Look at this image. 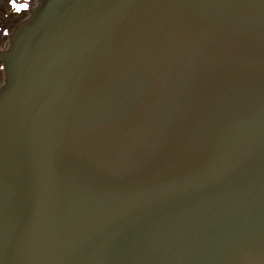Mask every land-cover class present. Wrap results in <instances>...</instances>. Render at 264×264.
<instances>
[{
	"label": "water",
	"instance_id": "obj_1",
	"mask_svg": "<svg viewBox=\"0 0 264 264\" xmlns=\"http://www.w3.org/2000/svg\"><path fill=\"white\" fill-rule=\"evenodd\" d=\"M29 12L0 52V264H264V0Z\"/></svg>",
	"mask_w": 264,
	"mask_h": 264
},
{
	"label": "trees",
	"instance_id": "obj_2",
	"mask_svg": "<svg viewBox=\"0 0 264 264\" xmlns=\"http://www.w3.org/2000/svg\"><path fill=\"white\" fill-rule=\"evenodd\" d=\"M12 2L13 0H9L8 2V6L6 7V4H2L0 5V12H3V14H0V28L2 30V35L0 36V46L2 45V43L4 42L5 38H3V35L5 36V34H7L8 32H10V30L13 29V27L15 26V24L18 22L17 20L20 17H23L26 9H21L20 11H17L16 8H14L12 6ZM14 2L16 4H28V6L33 2V0H14ZM7 9V10H6ZM12 11L13 10V14L11 16L13 17H18V19L13 18L11 20V18L6 17V15H8V11ZM8 13H7V12ZM20 20V19H19Z\"/></svg>",
	"mask_w": 264,
	"mask_h": 264
},
{
	"label": "rangeland",
	"instance_id": "obj_3",
	"mask_svg": "<svg viewBox=\"0 0 264 264\" xmlns=\"http://www.w3.org/2000/svg\"><path fill=\"white\" fill-rule=\"evenodd\" d=\"M8 2H9V0H0V5H2V4H6V7L8 6ZM38 5V0H33V2L28 6V8L26 9V11L24 12V13H22V14H24L23 15V17H20L19 19H18V17H13V16H11L13 13V10L12 11H6L7 13H8V15H6V17H9V18H11V20L13 19V18H15V19H18L17 21V23L15 24V26L13 27V29L12 30H10V32H8L7 34H5V36L3 35V38H5V40H4V42L2 43V45L0 46V52L1 51H5L6 49H8V47H9V45H10V42H9V38H10V36H11V34H12V32H13V30L16 28V26L17 25H19L21 22H23V21H25L28 17H29V15H30V10L31 9H33V8H35L36 6ZM7 10V9H6ZM0 14H3V12H0ZM2 35V30H1V28H0V36ZM107 71H108V69H107ZM6 75H5V73L3 72V71H1L0 70V89L1 88H3V86L5 85V77ZM108 78V81L106 82L107 84H110V81H109V78H110V74H106V76H105V78ZM162 96H163V94H162Z\"/></svg>",
	"mask_w": 264,
	"mask_h": 264
},
{
	"label": "snow or ice",
	"instance_id": "obj_4",
	"mask_svg": "<svg viewBox=\"0 0 264 264\" xmlns=\"http://www.w3.org/2000/svg\"><path fill=\"white\" fill-rule=\"evenodd\" d=\"M12 6H13L14 8H16L17 11H20L21 9H26V8H28V4H16V3L14 2V0H13V2H12Z\"/></svg>",
	"mask_w": 264,
	"mask_h": 264
}]
</instances>
